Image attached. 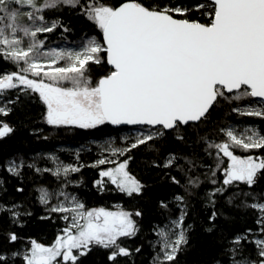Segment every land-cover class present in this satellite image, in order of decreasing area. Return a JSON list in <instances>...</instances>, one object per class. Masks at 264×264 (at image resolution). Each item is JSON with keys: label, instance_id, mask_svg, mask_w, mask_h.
<instances>
[{"label": "trees", "instance_id": "trees-1", "mask_svg": "<svg viewBox=\"0 0 264 264\" xmlns=\"http://www.w3.org/2000/svg\"><path fill=\"white\" fill-rule=\"evenodd\" d=\"M126 1L203 24H210L214 15L208 0H77L48 7H43L44 0H33L41 26L34 35L39 51L89 39L104 48L101 30L84 8L99 4L113 9ZM176 7L183 12H171ZM14 12L11 5L0 4V27ZM104 57L101 48L95 60L59 80L34 72L30 58L15 57L0 44V78L7 77L0 83V128H8L0 136V264H25L23 254L32 242L46 247L56 244L68 224L46 196L59 189L72 194L84 209L120 210L134 228L131 235L116 239L122 254L91 244L72 264H264L254 240L263 228L255 203L262 201L264 193V144L253 152L263 164L250 184L223 179L221 167L226 160L215 148L228 140L224 130L231 124L254 126L264 136V110H241L256 102L244 87L229 94L217 88L214 104L198 122L176 125L170 131L161 128L160 134L134 144L121 142L119 160L139 187L124 191L101 178L105 165L98 164L90 141L117 137L125 128H112L104 121L93 126L50 124L44 101L29 88L31 81L48 87L41 80L62 88L95 86L110 73ZM16 78L24 80V86L5 88ZM52 153L69 165L64 175L51 169ZM9 162L21 165L13 171ZM180 217L184 241L173 257H162L155 243L156 228Z\"/></svg>", "mask_w": 264, "mask_h": 264}, {"label": "water", "instance_id": "water-1", "mask_svg": "<svg viewBox=\"0 0 264 264\" xmlns=\"http://www.w3.org/2000/svg\"><path fill=\"white\" fill-rule=\"evenodd\" d=\"M208 1L214 6L210 24L132 1L114 7L101 30L110 73L97 82L100 113L72 117L68 109L57 118L81 126L104 121L112 128L170 131L203 118L217 88L229 94L244 87L264 101V0ZM30 83L54 95L44 84ZM7 131L0 128V136ZM230 177L242 181L245 175L234 167ZM47 262L46 256L35 259Z\"/></svg>", "mask_w": 264, "mask_h": 264}, {"label": "rangeland", "instance_id": "rangeland-1", "mask_svg": "<svg viewBox=\"0 0 264 264\" xmlns=\"http://www.w3.org/2000/svg\"><path fill=\"white\" fill-rule=\"evenodd\" d=\"M43 7L55 5L56 3L75 4L77 0H44ZM3 3L16 9L14 13H8L7 21L0 27V44L5 50L9 51L15 57H21L22 60L31 59V68L34 72H42L55 79H63V76L69 72L79 69L88 60H95V55L104 49L96 39H89L78 45H52L48 49L39 51L41 45L34 39L35 31L40 26L39 16L34 7L33 0H0ZM16 3L17 7L13 4ZM112 8L105 5L93 4L84 8V13L97 28L102 30ZM174 14H180L183 10L176 7L171 10ZM209 11H207L208 15ZM29 55V56H28ZM7 77L0 78V83ZM45 82L49 91L57 93V102L61 105V110H66L70 102L77 104L72 110L74 117L97 116L100 113L98 102V87L95 86L76 89L62 88L58 85ZM18 86H24V80L14 79L5 88L12 89ZM29 88L34 91L33 87ZM249 91V90H248ZM250 93V92H249ZM45 103V115L50 114L51 108L47 102L46 94L37 93ZM238 94V93H236ZM44 96V98H43ZM246 113H260L264 110V101L256 100L252 104L241 107ZM50 124L66 125V120L55 118ZM101 123V122H100ZM161 128L149 127H131L125 128L118 133L117 137H107L103 140L90 141L95 148L98 156V164L105 167L100 171L101 178L112 183L117 188L124 191H137V182L127 173L125 165L120 162L119 154L121 152V142L129 140L134 144L136 141H142L161 133ZM227 141L216 143L215 148L225 157V164L221 167V173L225 181L232 180L230 170H244L245 178L248 184L251 183L259 169L262 167L263 160L254 154V150L264 144V136L258 129L251 125L231 124L225 130ZM90 145H84L82 148L89 149ZM74 148L73 150H76ZM70 150V149H69ZM48 161L51 163V169L55 174L64 175L69 170V165L58 158L55 153L49 155ZM21 163L9 162L8 167L15 171ZM246 166L248 168L246 169ZM46 201L52 203V209L62 212L67 221V228L61 234V239L51 247L42 246L32 242L29 249L23 254L25 264H36L35 259L48 257L46 264H72L78 256L84 254L91 244H97L105 248H110L112 253L122 254L123 249L117 245V238L120 236H129L134 232L133 225L127 215L118 209H84L82 204L72 195L62 189L56 190L51 195L46 196ZM262 201L255 203V207L262 216V235L255 237V242L260 247V254L264 256V193ZM71 238L68 246H65L67 238ZM184 230L181 225V217L167 221L165 224L156 228V241L158 244V253L165 258H171L175 254L178 246L184 241ZM58 247V248H57ZM114 256V255H112ZM45 264V263H41ZM233 264H252L247 261H235Z\"/></svg>", "mask_w": 264, "mask_h": 264}, {"label": "flooded vegetation", "instance_id": "flooded-vegetation-1", "mask_svg": "<svg viewBox=\"0 0 264 264\" xmlns=\"http://www.w3.org/2000/svg\"><path fill=\"white\" fill-rule=\"evenodd\" d=\"M34 88V87H33ZM34 92L36 93H39L40 91L39 90H36L34 89ZM41 94H46L44 95L46 100H48L47 102L49 103V106L51 108V112L49 115H47V117L50 119V122H53L54 120H56L55 118H57V114L60 112V111H64V110H61V105H65V104H59L57 102V96L58 94L57 93H54V95L50 94L49 92H40ZM43 96V98H44ZM77 107V104H74L73 102H70L69 104V107L66 109V110H70L71 114H72V117H74L73 113H72V110L74 108ZM61 120V119H60ZM68 122V120H66ZM246 169H247V166H246ZM244 172V170H243ZM245 175V174H244ZM62 237L60 235V237L58 238V240H60ZM58 248V247H57Z\"/></svg>", "mask_w": 264, "mask_h": 264}]
</instances>
